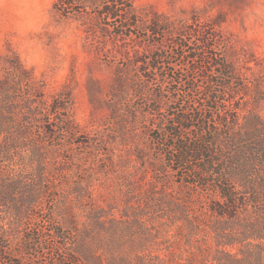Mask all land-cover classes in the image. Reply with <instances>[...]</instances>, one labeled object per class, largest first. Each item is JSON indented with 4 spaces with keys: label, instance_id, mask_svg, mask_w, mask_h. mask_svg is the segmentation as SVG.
I'll return each instance as SVG.
<instances>
[{
    "label": "rangeland",
    "instance_id": "rangeland-1",
    "mask_svg": "<svg viewBox=\"0 0 264 264\" xmlns=\"http://www.w3.org/2000/svg\"><path fill=\"white\" fill-rule=\"evenodd\" d=\"M111 7L108 20L94 12L98 0H0V78L16 57L47 101L70 95L66 132L52 139L36 128L17 149L0 138V264H207L217 255L214 223L182 177L188 164L172 169L164 126L201 107L206 81L220 78L199 70L213 56L240 71L247 91L233 96L244 110L260 90L264 116V0ZM199 25L204 35L192 31ZM224 91L217 99L231 97Z\"/></svg>",
    "mask_w": 264,
    "mask_h": 264
},
{
    "label": "trees",
    "instance_id": "trees-1",
    "mask_svg": "<svg viewBox=\"0 0 264 264\" xmlns=\"http://www.w3.org/2000/svg\"><path fill=\"white\" fill-rule=\"evenodd\" d=\"M123 1L98 0L94 12L99 18L114 19L117 14L111 4ZM87 7L91 10L93 4ZM205 29L199 25L192 31L204 35ZM7 61L0 78V138L5 148L28 146L36 128L52 139L66 132L70 95L47 101L20 60ZM207 63L209 69L199 66L202 76L212 71L220 78L206 81L201 107L195 105L189 116L174 117L164 126L166 137L172 140V169L178 172L188 164L182 177L200 193L204 211L214 223L217 255L207 264H264V116L256 108L262 93L257 90L255 107L244 110L233 96L247 91L241 85L240 71L214 56ZM222 89L231 97L217 99ZM193 120L196 123L190 124ZM17 259L9 262L17 264Z\"/></svg>",
    "mask_w": 264,
    "mask_h": 264
}]
</instances>
